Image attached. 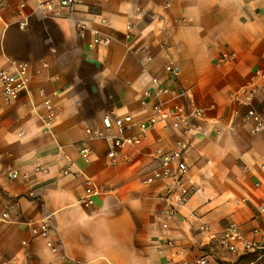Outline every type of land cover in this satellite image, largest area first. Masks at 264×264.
<instances>
[{
  "label": "crops",
  "instance_id": "0c3cea01",
  "mask_svg": "<svg viewBox=\"0 0 264 264\" xmlns=\"http://www.w3.org/2000/svg\"><path fill=\"white\" fill-rule=\"evenodd\" d=\"M20 1L0 0V69L15 72L25 63L28 77L15 100L4 101L0 88V264H63V255L72 264H183L202 254L220 264L224 250L211 232L232 221L246 237L260 238L264 128L251 134L245 108L229 95L264 69V0H77L71 10L27 0L28 23L19 28ZM93 28L111 38L108 46L92 44ZM165 65L173 72L163 82L183 92L175 101L202 108L203 116L191 119L187 135L149 131L110 163L106 140L88 138L85 128L102 129L106 114L145 118L156 96L143 91H152L150 76ZM45 100L54 112L48 124ZM254 105L264 119V80ZM178 138L186 142L193 193L163 228L166 183L147 179L157 166L154 149ZM85 178L98 187L90 207L79 202ZM41 223L47 238L33 232ZM262 251L253 252L259 259Z\"/></svg>",
  "mask_w": 264,
  "mask_h": 264
},
{
  "label": "built area",
  "instance_id": "2783aa9c",
  "mask_svg": "<svg viewBox=\"0 0 264 264\" xmlns=\"http://www.w3.org/2000/svg\"><path fill=\"white\" fill-rule=\"evenodd\" d=\"M27 0H21L16 9V24L19 28L27 26L28 17L25 12V5ZM54 1L56 5H54ZM46 1L39 4L40 8L53 10L67 9L71 10L77 0H54ZM104 21V19H103ZM85 24L79 25V34L84 36ZM93 45L108 46L111 38L98 29H92ZM231 57V54L222 56L220 60ZM150 59V58H149ZM26 64H19L15 72H9L5 69H0V88L1 95L4 101L9 102L18 98L27 88L28 77L26 71ZM173 72L170 65H165L163 73L160 75H151L150 82L151 88L143 91V97L147 98L152 93L156 96V101L150 106L149 113L143 119H134L131 115L112 116L106 114L102 117V129L86 127L85 132L88 138H103L108 143L109 149L107 158L110 163H114L117 158L118 151L125 146H138L147 137V133L151 130L159 128L163 131H180L183 135L190 133L191 119L200 118L203 116L204 111L202 108L194 107L186 110L183 105L178 103L177 100L183 92L177 87H169L163 82V77ZM254 81L250 84L243 85L233 90L229 99L235 106H243L244 122L248 126L251 134L258 133L264 128V119L261 113L254 105V97L259 82L264 80V69L255 70ZM46 113L44 121L48 124L54 117L53 109L51 108L49 100H45ZM234 114H237L234 111ZM137 130V134H130L132 129ZM161 139L159 138L158 141ZM186 142L183 138H178L174 141L169 149L158 146L153 151V156L157 161V166L152 171L151 176L147 181L162 180L166 183L165 193L162 195L164 207L161 211L162 222L161 226L166 228L169 222L175 217L179 210L185 205L193 193V188L187 183V162L185 159ZM90 150L87 146L80 149V154L84 161H88ZM264 168V164L261 165ZM38 170H44L39 168ZM63 174H71L73 176H83L81 172L71 173L68 170H63ZM17 172L9 174V177H16ZM98 193V187L88 178H85V188L83 195L79 202L85 206H93V197ZM260 210H264V206H259ZM4 216L6 214H3ZM190 216L197 218L196 212H191ZM199 228L201 230L209 231L210 228L207 224L202 223ZM33 232L39 234L43 238H47L48 227L45 223H41L33 228ZM260 238H248L240 230L236 222H228L225 227L219 232H211L210 236L215 239L219 246L229 254L239 255L247 251L264 249V230L254 229ZM167 245L175 246L172 239L166 241ZM24 244L26 242H23ZM45 244L52 252H57V247L46 239ZM179 251H185L184 247H179ZM63 264H72L71 260L66 256H62ZM11 259H5L3 264H12ZM208 254H202L191 260L184 261L183 264H207Z\"/></svg>",
  "mask_w": 264,
  "mask_h": 264
},
{
  "label": "rangeland",
  "instance_id": "374dc122",
  "mask_svg": "<svg viewBox=\"0 0 264 264\" xmlns=\"http://www.w3.org/2000/svg\"><path fill=\"white\" fill-rule=\"evenodd\" d=\"M222 252L224 253V259L221 260L220 264H251L248 263V261L257 255V253L253 251L244 253L242 255H231L226 251ZM256 260H258V258Z\"/></svg>",
  "mask_w": 264,
  "mask_h": 264
},
{
  "label": "trees",
  "instance_id": "16d2710c",
  "mask_svg": "<svg viewBox=\"0 0 264 264\" xmlns=\"http://www.w3.org/2000/svg\"><path fill=\"white\" fill-rule=\"evenodd\" d=\"M261 255H262L261 258H259L258 260H256L257 256H254V258H251L248 261V263H251V264H264V251L261 252Z\"/></svg>",
  "mask_w": 264,
  "mask_h": 264
}]
</instances>
